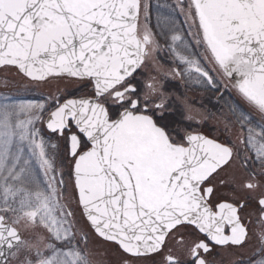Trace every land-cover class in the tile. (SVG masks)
Returning a JSON list of instances; mask_svg holds the SVG:
<instances>
[{
	"label": "snow or ice",
	"instance_id": "1",
	"mask_svg": "<svg viewBox=\"0 0 264 264\" xmlns=\"http://www.w3.org/2000/svg\"><path fill=\"white\" fill-rule=\"evenodd\" d=\"M169 7L170 37L146 0H0V68L76 85L0 97V264H93V237L119 264H222L254 241L264 264V0ZM176 78L225 100L239 145L198 130Z\"/></svg>",
	"mask_w": 264,
	"mask_h": 264
},
{
	"label": "rangeland",
	"instance_id": "2",
	"mask_svg": "<svg viewBox=\"0 0 264 264\" xmlns=\"http://www.w3.org/2000/svg\"><path fill=\"white\" fill-rule=\"evenodd\" d=\"M174 2V0H172ZM147 2V0H146ZM163 53V54H162ZM164 53L166 55V51L165 49L163 50V52H159L157 53V60L160 63H164V70H168L170 69V64L172 61L171 56H165L164 59ZM163 56H162V55ZM161 55V57H160ZM169 61V62H168ZM14 77H7L8 78V82H7V86H1L0 85V97H3L4 95H7L11 98V100L13 102H20V101H26L29 99H37V100H43L45 99L48 95L52 94L55 95L57 94V79H51L49 81L43 82L42 84H38V83H30L25 81V85H24V90H28L25 92H18L16 89V86L18 84H21V77L18 75H15L14 73H12ZM11 75V74H9ZM27 82V83H26ZM27 85V89H25V86ZM59 88L64 91V90H68L70 87H74L75 84L74 83H70L68 81H61L58 84ZM195 85H193V87L191 86L189 88L188 92H184V96L181 98L186 97L189 101L190 104H192L193 107V115L195 116V120H204L206 119V117L208 116V109L207 106L204 105V101L203 100V96L200 93H196L194 90ZM184 91V90H183ZM28 92V94H27ZM181 94V93H180ZM174 96L179 97V95L175 94ZM225 101V100H223ZM2 102V101H0ZM225 103V102H224ZM227 106V105H224ZM228 115L227 113V107L226 109H222L221 110V114H220V121L222 122V132L224 134H228V132H226V129L230 126L231 124H228L226 122L225 117ZM236 126H239L238 124H236ZM226 132V133H225ZM239 138V137H238ZM241 138V137H240ZM239 138V139H240ZM225 139V138H223ZM239 145L238 141H234ZM68 197H74V190L72 189L71 183H69V191L67 193ZM75 200H73V204L72 207H75ZM77 215L79 218V211L77 210ZM253 231L257 232L256 230V226L253 225ZM262 226V228L260 227ZM258 225V227H260L261 229L264 230V225ZM258 249V245L255 243V241L250 244L248 247L246 248H239L235 250V253H230L228 252V250H223L220 254V259L225 262V263H234V261L236 260L235 264H238L239 261L243 260L245 262V264H247V261L249 260V258L251 259H257L256 256H254V252ZM88 250L90 253H92V260H93V264H96L97 259H101L103 261V264H119V257L116 254V249L114 248V246H111L107 243H104L101 240H98L97 238L93 237V239L91 240V242L88 245ZM139 264H143L142 261L139 262Z\"/></svg>",
	"mask_w": 264,
	"mask_h": 264
},
{
	"label": "flooded vegetation",
	"instance_id": "3",
	"mask_svg": "<svg viewBox=\"0 0 264 264\" xmlns=\"http://www.w3.org/2000/svg\"><path fill=\"white\" fill-rule=\"evenodd\" d=\"M147 3L150 6V9H149L150 10V16H151L150 25L152 27V30L155 33H167L168 36L170 37L171 33L168 31L169 30V20L171 18H176L178 22L182 21V17H173L171 12H170L169 6L171 4H173V1L172 0H147ZM157 38L160 39L159 36ZM161 43H163V40H161ZM165 51L167 52V49H165ZM161 52H163V51H161ZM161 55H160V57H161ZM167 55L170 56V54L168 52L166 53V55L164 53V59H165V56H167ZM156 58H157V55H156ZM161 64L164 66L163 62ZM177 66L178 65H176L174 62H171L170 69H168L166 71H170L171 68L177 67ZM145 71L150 73V74L152 73L151 68L145 69ZM12 73L17 75L14 69L5 70L3 68H0V76H5V75H9V74H11V76H12L13 75ZM63 81H68V80H63ZM60 82H61V80L57 79V94H58V90L62 91L58 86V84ZM68 82H70L71 84L74 83L72 81H68ZM75 88H76V85L72 88L70 87L68 90H75ZM165 88L172 95L177 94V95H179V97H183L184 92L185 91L188 92L190 87L188 85H186L179 78H176V79H172L170 81H166L165 82ZM194 90L196 93L202 94L203 100H206V101H204V105H206L207 109H208V113H207L208 116L206 117V119L201 120V121H199V120L194 121V123L198 122L200 125L198 130L202 131L206 135H209L210 137L217 138L221 142H227L229 140H231L233 142L234 141L239 142L241 139L239 126L231 125L230 128L228 127L226 129V132H228L229 135L226 132H225L226 134H224L222 132V122L220 121V114H221V110L226 109V107H227V106H224V105H226V103H224L225 101L218 100L212 93L204 91L203 89H200L197 86L194 87ZM223 138H225V139H223ZM236 175L239 178L241 175L240 171H237ZM74 196H75V192H74ZM77 210L79 211V209H77ZM253 225L256 226L257 232L264 231L263 229H261L262 226L259 225L261 227L260 228L255 223V217H253ZM253 225H252V228H254ZM109 245H111V244H109ZM111 246H113V245H111ZM236 249H239V248L218 249L217 251L220 254L223 250H228V252H230V253H235ZM177 254L179 255V252H177ZM218 259L222 262V264H235L236 263V260L234 261V263H225L220 259V255H219ZM136 264H139V262H136Z\"/></svg>",
	"mask_w": 264,
	"mask_h": 264
}]
</instances>
